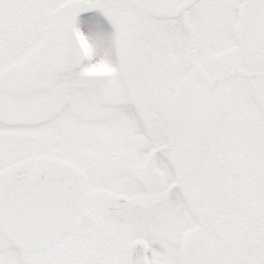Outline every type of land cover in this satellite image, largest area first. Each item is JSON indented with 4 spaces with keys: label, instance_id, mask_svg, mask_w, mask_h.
I'll use <instances>...</instances> for the list:
<instances>
[{
    "label": "snow or ice",
    "instance_id": "obj_1",
    "mask_svg": "<svg viewBox=\"0 0 264 264\" xmlns=\"http://www.w3.org/2000/svg\"><path fill=\"white\" fill-rule=\"evenodd\" d=\"M0 264H264V0H0Z\"/></svg>",
    "mask_w": 264,
    "mask_h": 264
}]
</instances>
